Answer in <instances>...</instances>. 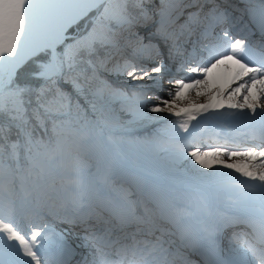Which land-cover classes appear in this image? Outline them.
I'll return each mask as SVG.
<instances>
[{"label":"snow or ice","instance_id":"1","mask_svg":"<svg viewBox=\"0 0 264 264\" xmlns=\"http://www.w3.org/2000/svg\"><path fill=\"white\" fill-rule=\"evenodd\" d=\"M261 7L256 21L251 9H240L232 0H0V198H9L7 215L0 207V264H59L52 251L54 229L48 223L30 224L26 238L15 219L13 198L17 180L27 191L25 177L38 176L54 161L67 162L70 171L61 186L67 193L61 206L80 210L65 220L81 228L77 247L88 249L77 264H197L182 251L196 252L201 244L188 222L189 210H173L163 197L133 199L127 190L114 189L115 198L104 194L90 173L85 176L79 152L85 141L114 127L98 101L104 107L129 105L137 121L161 118L149 113L175 116L183 133L196 128L191 122L198 117H259L264 124V57L250 60L251 45L223 27L231 22L251 33L244 21L248 13L264 39V0ZM85 18L90 27L71 36L69 29ZM214 35L216 43L210 39ZM173 66L194 75L174 78ZM101 70L126 76L136 82L135 90L103 79ZM165 78L172 85L168 98L150 94ZM191 92L206 96V102L193 103ZM185 161L197 179L227 183L237 193L239 214L251 217L259 208V220L247 223L251 231L232 234L229 256H220L213 244L215 258L204 264H237L231 254L238 250L264 264V145L241 150L189 145L169 164L174 170ZM50 188L55 191V185ZM90 197L97 203L91 204ZM239 214L220 218L218 229L244 222ZM56 235L63 240L65 234Z\"/></svg>","mask_w":264,"mask_h":264},{"label":"rangeland","instance_id":"2","mask_svg":"<svg viewBox=\"0 0 264 264\" xmlns=\"http://www.w3.org/2000/svg\"><path fill=\"white\" fill-rule=\"evenodd\" d=\"M111 68V67H110ZM189 74V73H187ZM172 75V74H171ZM194 75V74H190ZM187 75V76H190ZM106 77H110L112 80H115L114 85L118 86H123L127 91L132 92L135 89L132 87V85L136 82H128V78L126 76H119L117 77L114 74H110L107 72L105 74ZM174 78H185L179 75H172ZM115 78V79H114ZM168 86L172 87V85L167 83V78H165V81L162 83L160 88L152 89L150 94H156L160 95L161 97L167 99V90ZM196 102V100H193ZM156 101H149L148 102V107H151ZM122 106V113L127 114L128 120L129 119H134L133 121L136 125L134 126H127L126 129L124 130L125 136L129 137L130 139H137L142 142H144V145L147 144V146L143 149H139L137 147L136 154H126L125 150H120L122 155H125L127 157V160L129 161L130 164L139 166V167H148L150 169L155 170L158 172L160 175L165 174L166 172H181V173H187L191 171V166L188 165L187 161H185L184 165L177 168V169H172L170 167L169 162L171 159L175 156V154L186 148L185 145L184 147H177L175 144V141H185L182 131H179L178 124L176 123L177 117L169 116L167 113H149V115L153 117H161L159 119H154L152 121H137L134 118L133 115V110L129 107V105L124 104L120 105ZM199 119L197 118V121ZM197 121H192V124L197 125ZM133 123V124H134ZM203 125H206L204 123ZM136 126V128H134ZM198 126V125H197ZM191 129V127H190ZM132 131V133H130ZM135 132V133H133ZM179 132V134H177ZM173 148H176V153H172L171 150ZM110 146L108 145L107 141L105 140L104 136L102 137H94L91 140L85 141L81 150L84 151L85 155L79 154L80 158L82 159L84 166H85V176L87 177L89 173L91 174V177L96 180L98 178L97 172L95 173V169L93 166L89 165L88 162L90 158L94 159V161L97 159L98 155L103 153L105 150H109ZM205 148H202V150ZM190 150V149H189ZM84 156H87L89 158H85ZM67 162H64V167H65V176L69 177L70 171L67 165L65 164ZM99 163L101 166L100 160H97L96 164ZM57 164H61V162H58ZM95 164V163H94ZM166 167V168H165ZM199 167V166H197ZM101 169V168H100ZM99 175L101 174L100 170ZM201 172H207L210 170H205V169H200ZM122 175L126 174V171L121 172ZM194 174V173H193ZM195 175V174H194ZM49 178V179H48ZM47 181L45 180L42 182V180L39 178L37 183H33L32 181L27 180V176L25 177L24 180V187L27 191H22L20 190V181L17 180V191L19 192L18 194L14 195V199L16 202V207L17 209L21 208L19 212V216L15 217L17 221V225L20 228L21 232H25V229L23 230L21 227V224L24 226L27 225V221L24 219V214L27 209H25L24 206L21 207V204H25L28 202L30 199H33L35 197L44 196V191L45 189H50L49 184H51V177H48ZM61 185H66L65 183H62ZM214 186H221L222 184H215ZM229 188V187H228ZM28 192L31 193V195H28ZM216 192V191H215ZM218 193V192H217ZM8 197L3 196L0 198V207H3L5 215H7L8 211ZM45 203H48L46 199H44ZM7 206V207H6Z\"/></svg>","mask_w":264,"mask_h":264},{"label":"bare ground","instance_id":"3","mask_svg":"<svg viewBox=\"0 0 264 264\" xmlns=\"http://www.w3.org/2000/svg\"><path fill=\"white\" fill-rule=\"evenodd\" d=\"M261 1L262 0H258L256 2L257 7L261 6ZM232 2L235 5H239V0H232ZM169 88L171 87L169 86ZM189 99L192 102H194L193 100H196L197 102H202V101L206 102L207 97L206 96L197 97L195 95V92H191L189 93ZM199 121L200 122L207 121L209 123V127L204 129L201 128L197 132L195 131L189 132L186 134L187 137L196 138L198 134L206 135L208 133L207 131L211 132V130L215 132L216 137L214 138H218L219 136H224L225 134H231V133L233 134L237 131L242 132L246 130L245 128L246 124H248L251 120L233 121V120H225L221 118V119H212V120L201 119ZM195 142L199 144L198 139H195ZM210 143L232 146L226 141H221L220 139L219 140L211 139ZM175 144L177 147H180L183 143L175 142ZM176 151H177L176 148H173L171 150L172 153H176ZM109 153L110 154L107 155V159H110V156H112L115 162L119 161L118 157L115 156L113 151H110ZM110 163L112 164V161H110ZM108 167L109 166L106 163L104 169L105 170L104 175L98 179L97 183L103 182V178L105 177L107 171L106 169ZM227 171L229 170L226 169L225 172ZM239 178L244 179L243 177H239ZM160 181L161 183L159 182L158 187L161 189L157 194L165 198L169 204L171 203L170 204L171 206H175L177 210L186 209L189 210L192 213V215H197L202 217L204 224L206 226V230L209 232L215 230L217 220L225 216L224 209H227L228 213L231 212L238 213L237 210L239 205L236 202V198L233 197V196L237 197V193L232 190L228 191L227 193H223L225 198L220 199L214 196L215 192L213 191V189H216L217 191H219V189L221 190L220 187H214L212 184H209L207 181L198 180L197 178H194L191 174L186 175L184 173L181 174L169 173L166 174L165 176H161ZM107 191L109 190H106L104 194L109 195ZM169 194L173 197L172 198V200H174L173 202L171 199L168 200ZM177 203L181 204L182 207H177L175 205ZM83 211L86 212L87 210L84 209ZM71 214H68V211L65 208L60 212V216H64V217L66 216L69 217ZM79 214H80V210H78V215ZM54 232L56 234L62 232V230L57 229L54 230ZM64 234L66 235V237L71 239L75 237V236L73 237L72 235L69 237L67 236L66 233ZM58 238L60 239V237L56 235L55 239H52V242Z\"/></svg>","mask_w":264,"mask_h":264},{"label":"trees","instance_id":"4","mask_svg":"<svg viewBox=\"0 0 264 264\" xmlns=\"http://www.w3.org/2000/svg\"><path fill=\"white\" fill-rule=\"evenodd\" d=\"M84 31H85V29L82 30V31L78 34V36L81 35V34H83ZM67 42H68V41H67ZM68 43H71V41L69 40ZM60 48L62 49V46H60ZM86 91H87V89H86ZM81 98L83 99V97H81ZM89 98H91V97H89ZM74 100H75V99H74ZM84 101H85V100H84ZM79 102H80V104L86 109L88 117L94 119V116H93V113H92V110H91L90 106L87 104L88 107L90 108V110H88V109L86 108V106H84V105L82 104V101L79 100ZM98 107H103V108H104V111L106 112V114H107L108 116H112V115H114V113H115V111H114L113 108H109V106L104 107V102H103V101H98Z\"/></svg>","mask_w":264,"mask_h":264}]
</instances>
